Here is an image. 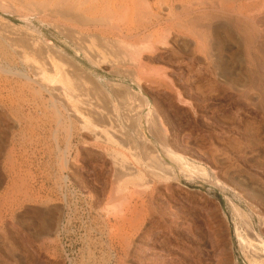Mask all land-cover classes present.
Listing matches in <instances>:
<instances>
[{
    "label": "rangeland",
    "instance_id": "obj_1",
    "mask_svg": "<svg viewBox=\"0 0 264 264\" xmlns=\"http://www.w3.org/2000/svg\"><path fill=\"white\" fill-rule=\"evenodd\" d=\"M104 1L0 0V264H261L264 0Z\"/></svg>",
    "mask_w": 264,
    "mask_h": 264
},
{
    "label": "bare ground",
    "instance_id": "obj_2",
    "mask_svg": "<svg viewBox=\"0 0 264 264\" xmlns=\"http://www.w3.org/2000/svg\"><path fill=\"white\" fill-rule=\"evenodd\" d=\"M108 1H110V0H107V2L106 1H104L103 3H108ZM123 1H126V0H123ZM119 2H121L120 0H119ZM102 3V4H103ZM110 3V2H109ZM117 3H118V1H117ZM102 4H99V6H102ZM123 4V3H122ZM104 5V4H103ZM106 5V4H105ZM108 5V4H107ZM106 5V6H107ZM119 5H120V3H119ZM124 5V4H123ZM98 6V7H99ZM109 6V5H108ZM110 6H112L111 5V3H110ZM118 6V5H117ZM116 6V7H117ZM125 6V5H124ZM260 6V5H259ZM263 6V5H262ZM103 7V6H102ZM116 7H113V8H110V9H113V11H114V8H116ZM261 8V7H260ZM100 9L103 11V9H105L104 7L103 8H101L100 7ZM99 9V10H100ZM109 9V8H108ZM120 10H122V9H124L122 6L119 8ZM118 9V10H119ZM132 9V8H131ZM116 10V9H115ZM105 11H107V10H105ZM105 11H103L104 13H107V12H105ZM112 11V10H111ZM117 11V10H116ZM115 11V12H116ZM125 11H127L128 12V10H125ZM132 11V10H131ZM119 12H121V11H119ZM124 12V11H123ZM108 13H109V11H108ZM114 13V12H113ZM113 13L111 12V14H112V17H113ZM117 13V15H118V11L116 12ZM115 13V14H116ZM129 13V12H128ZM255 13V12H254ZM116 15V16H117ZM123 15V17H124V14H122ZM121 15V16H122ZM127 15V14H126ZM126 15H125V17H126ZM246 15H247V13H246ZM249 15V14H248ZM104 16V15H103ZM120 15H118L117 17H119ZM110 17H111V15H110ZM115 17V16H114ZM114 17L112 18V19H114ZM117 17H115V18H117ZM124 17V18H125ZM109 18V17H108ZM107 18V19H108ZM248 18V17H247ZM109 19H111V18H109ZM109 19H108V21H109ZM115 20V19H114ZM252 20V19H251ZM108 21H106V22H108ZM253 21V20H252ZM110 23H111V21H109ZM113 22V21H112ZM122 23H123V21H121ZM124 22H125V20H124ZM104 23V22H103ZM121 23V25H123ZM116 25H119V24H117V21H116V23H115ZM114 24V25H115ZM125 24V23H124ZM255 24V23H254ZM104 25V24H103ZM103 25H101V26H103ZM60 26V25H59ZM62 26H65V25H62ZM100 27V26H99ZM60 28V27H59ZM64 28V27H63ZM92 28V27H91ZM96 28V27H95ZM121 28H124V27H121ZM120 27H118V26H110V29H109V27H108V29H109V33H108V35H110V37L112 36V38L113 37H116V42L118 41V40H123V39H126L125 38V36H124V30H122ZM61 29V28H60ZM67 29V28H66ZM65 29V30H66ZM93 29H94V27H93ZM107 29V30H108ZM126 29V28H125ZM62 30V29H61ZM74 30V29H73ZM88 30H89V28H88ZM100 30V29H99ZM98 30V31H99ZM75 31V30H74ZM82 31H84V30H82ZM97 31V30H96ZM101 31V30H100ZM131 31V30H130ZM129 31V32H130ZM92 32H93V30H92ZM102 32V31H101ZM125 32H127V31H125ZM129 32H128V34L127 35H130L129 34ZM77 33V32H76ZM79 34H80V36H81V33H80V31L78 32ZM77 33V34H78ZM88 33V32H87ZM131 33V32H130ZM78 34V35H79ZM85 34V33H84ZM83 34V35H84ZM98 34H100V33H98ZM104 34V33H103ZM136 34H137V32H136ZM86 35H88V34H86ZM105 35H106V33H105ZM125 35H126V33H125ZM79 36V38H81V40H82V38H86V36L85 37H80ZM101 36V35H100ZM74 37V36H73ZM130 37V36H129ZM129 37H127V38H129ZM136 38L138 37V35L137 36H135ZM140 37V36H139ZM78 38V39H79ZM102 38V37H101ZM100 38V39H101ZM134 38V37H133ZM133 38H131L132 40H133ZM135 38V39H136ZM75 39V38H74ZM78 39H77V41H78ZM88 39V38H87ZM106 39V38H105ZM108 39V38H107ZM134 39V41L133 42H135V44L134 45H136L137 43H136V40ZM85 41H87L86 39L84 40H82L81 41V44L84 46V43H86ZM101 41V40H100ZM110 41H112V40H110ZM110 41H108V42H110ZM139 42H140V40H138ZM137 41V42H138ZM101 42H103V41H101ZM105 42V41H104ZM121 42V41H120ZM125 42H127V40L125 41ZM124 42V43H125ZM129 42V41H128ZM130 42H131V40H130ZM132 42V43H133ZM27 43V42H26ZM113 43V42H112ZM132 43H130V44H132ZM88 44V43H87ZM126 44V43H125ZM128 44V43H127ZM140 44V43H139ZM141 44H144V43H141ZM32 44H30V46H31ZM43 45V44H42ZM78 45V44H77ZM77 45H74V46H77ZM101 45H102V43H101ZM104 45V44H103ZM107 45H108V43H107ZM110 45V44H109ZM124 45V44H123ZM138 45V44H137ZM29 46V47H30ZM82 46V47H83ZM113 45L111 44V47H112ZM115 46H118V45H115ZM126 46V45H125ZM131 46V45H130ZM145 46V45H144ZM48 47V46H47ZM50 47H52V46H50ZM107 48H108V46H106ZM152 47V46H151ZM28 48V47H27ZM32 48V47H31ZM46 48V47H45ZM76 48V47H75ZM85 48V47H84ZM138 48V47H137ZM14 49V48H13ZM21 49V48H20ZM35 49V48H34ZM42 49V48H41ZM124 49V48H123ZM131 49V48H130ZM134 49V48H133ZM136 49V48H135ZM139 49V48H138ZM151 49V48H150ZM16 50V49H15ZM36 50V49H35ZM76 50V49H75ZM115 50V49H114ZM125 50V49H124ZM143 50V49H142ZM152 50V49H151ZM17 51V50H16ZM22 51V50H21ZM32 51H34V50H32ZM37 51V50H36ZM35 51V52H36ZM41 50H39V51H37V52H40ZM49 51H51V50H49ZM94 51V50H93ZM136 51V50H135ZM140 51H141V49H140ZM23 52H25L24 50H23ZM61 51H59L58 50V57L60 56V57H62L63 56V54L62 53H60ZM63 52H65V51H63ZM122 52V51H121ZM136 52H138V51H136ZM143 52V51H142ZM53 53V52H52ZM51 53V54H52ZM75 53H77V52H75ZM87 53H88V51H87ZM126 53V52H125ZM150 53V52H149ZM18 54V53H17ZM19 54H20V52H19ZM19 54H18V56H19ZM35 54V53H34ZM33 54V55H34ZM56 54V53H55ZM66 54V53H65ZM64 54V55H65ZM141 54V53H140ZM25 55V54H24ZM32 55V54H31ZM38 55V54H37ZM94 55V54H93ZM125 55V54H124ZM129 55V54H128ZM131 55H133V53L131 54ZM142 55V54H141ZM28 56V55H27ZM35 56V55H34ZM44 56V55H43ZM67 56V55H66ZM89 56V55H88ZM91 56V55H90ZM96 56V55H95ZM134 56V55H133ZM31 57V56H30ZM36 57V56H35ZM34 57V59H37V57L35 58ZM41 57H42V55H41ZM59 57V58H60ZM68 57V56H67ZM139 58H140V55L138 56ZM25 58V60H28L27 59V57H24ZM29 58V57H28ZM63 58V57H62ZM61 58V59H62ZM94 58V57H93ZM130 58V57H129ZM20 59H22L21 57H20ZM31 59H33V57L31 58ZM48 59L50 60V64H51V68L49 69V70H47L46 68H42V66H41V68L42 69H40L39 70V72H38V76L40 77V80L41 81H45L47 84H59L62 88H63V92H64V97L65 98H68V100L72 97L73 98V96H71L72 95V92H74V90L75 89H77V88H75V89H73L74 87H73V85L74 84H76V83H74L73 84V81H72V79H71V76L70 75H68L65 71H64V68H63V65L60 63V62H58L53 56H50V55H48ZM92 59V58H91ZM107 59V58H106ZM118 59V58H117ZM131 59V58H130ZM40 60V59H39ZM42 60V59H41ZM40 60V61H41ZM93 60V59H92ZM45 61H47V60H45ZM45 61H43V63L45 64ZM107 61V60H106ZM3 62V61H2ZM21 62V61H20ZM75 62V61H74ZM93 62V61H92ZM95 62V61H94ZM105 62V61H104ZM142 62V61H141ZM29 63V62H28ZM42 63V62H41ZM40 63V64H41ZM98 63V62H97ZM116 63V62H115ZM121 63V62H120ZM29 64H31V63H29ZM78 64V63H77ZM138 64H139V60H138ZM143 64V63H142ZM141 63H140V65H142ZM69 65V64H68ZM115 65V64H114ZM134 65H135V63H134ZM29 67H32V64H31V66L29 65ZM34 67V66H33ZM71 67V66H70ZM142 67V66H141ZM49 68V67H48ZM69 68V67H68ZM82 68V67H81ZM67 69V68H66ZM72 68H70V70H71ZM73 69H75V70H80V68L78 69V67H76V65L74 66V68ZM31 70V69H30ZM38 71V70H37ZM81 72H83V71H81ZM133 72V71H132ZM140 72V71H139ZM30 73V72H29ZM32 73V72H31ZM79 73V72H78ZM87 73V72H86ZM86 73H84V74H86ZM89 74V73H88ZM138 75V74H137ZM28 76V75H27ZM130 76H132V75H130ZM136 77V76H135ZM27 78H29V77H27ZM80 79V78H79ZM78 79V81H80ZM94 79V78H93ZM25 80H26V78H25ZM30 80V79H29ZM32 80V79H31ZM38 80V79H37ZM96 80V79H95ZM97 81V80H96ZM96 81H95V83H96ZM30 82V81H29ZM77 82V81H76ZM83 82V81H82ZM140 82V81H139ZM33 83V82H32ZM39 83V82H38ZM83 83H85V82H83ZM83 83L81 84L82 85V87H84L83 86ZM91 83V82H90ZM42 84V83H41ZM73 84V85H72ZM91 84H93V83H91ZM98 84V83H97ZM96 84V86H100V85H97ZM43 85H45V83L43 84ZM80 85V84H79ZM94 85V84H93ZM45 86H47V85H45ZM58 86V85H57ZM51 87V86H50ZM53 88V87H52ZM55 88V87H54ZM60 88V87H59ZM91 88V87H90ZM51 89V88H50ZM84 89V88H83ZM89 89V88H88ZM48 90V89H47ZM61 90V89H60ZM114 90V89H113ZM38 91V90H37ZM51 91H53V89L51 90ZM56 91H58V89L56 90ZM76 91V90H75ZM80 91V90H79ZM82 91H84V90H82ZM81 91V92H82ZM91 92V91H90ZM39 93V92H38ZM58 93V92H57ZM82 93H84V92H82ZM127 93V92H126ZM36 94V93H35ZM51 94H53V92H51ZM106 94V93H105ZM117 94V93H116ZM127 95V94H126ZM58 96V95H57ZM81 96V95H80ZM125 96V95H124ZM123 96V97H124ZM51 97V96H50ZM53 97V96H52ZM59 97V96H58ZM76 97V96H75ZM115 97H117V96H115ZM126 97V96H125ZM128 97V96H127ZM112 98V97H111ZM57 99V98H56ZM55 99V100H56ZM62 99H63V97H62ZM74 99V98H73ZM127 98H125V100H126ZM128 99H129V97H128ZM67 100V101H68ZM57 101V100H56ZM64 101V100H63ZM71 101H72V99H71ZM76 101V100H75ZM82 101V100H81ZM85 101V100H84ZM87 102V101H86ZM55 103V102H54ZM65 103V102H64ZM83 103V102H82ZM89 103V102H88ZM76 104V103H75ZM100 104V103H99ZM48 105V104H47ZM54 105V104H53ZM67 105V104H66ZM86 105V104H85ZM90 105V104H89ZM92 105V104H91ZM94 105V104H93ZM60 106V105H59ZM127 106V105H126ZM88 107V106H87ZM96 107H97V105H96ZM125 107V106H124ZM53 108V107H52ZM57 108V107H56ZM72 108H73V110H74V112L75 113H77L78 115H80L81 117H82V119H81V123H82V127L84 128V129H89V128H95V127H98V126H101L102 127V129H101V131L104 133V135H105V140L107 141V142H110V143H112V142H114L115 140H114V138L111 136V135H109V133L108 132H110V131H107L106 130V128H105V126L104 125H102V123H101V121H97L96 119V121L95 120H92V119H90L89 117H87V116H85L84 114H83V112L81 111V112H79V109L77 110V108H76V105L74 106L73 105V102H72ZM85 108V107H84ZM93 108V107H92ZM115 108V107H114ZM95 109V108H94ZM99 109V108H98ZM101 109V108H100ZM62 110V109H61ZM92 110V109H91ZM125 110H127V109H125ZM94 111V110H93ZM95 111H97V110H95ZM102 111V110H101ZM105 111V110H104ZM66 112H67V110H66ZM53 113V112H52ZM55 113V112H54ZM100 114V113H99ZM103 114V113H102ZM104 114H107V113H105L104 112ZM91 116V115H90ZM101 116V115H100ZM99 116V117H100ZM118 116V115H117ZM122 116V115H121ZM147 117V116H146ZM57 118H59V117H57ZM76 118H77V116H76ZM101 118V117H100ZM103 118V117H102ZM79 119V118H78ZM108 119V118H107ZM103 121V120H102ZM135 121V120H134ZM104 122H106V121H104ZM133 122V121H132ZM141 122V121H140ZM65 123V122H64ZM71 123V122H70ZM112 123V122H111ZM61 124V123H60ZM69 124V123H68ZM68 124H67V126H68ZM105 124V123H104ZM117 124V123H116ZM66 125V124H65ZM81 125V124H80ZM135 125V124H134ZM138 125V124H137ZM113 126V125H112ZM107 127V126H106ZM134 127V126H133ZM111 128V127H110ZM136 128V127H135ZM139 128V127H138ZM63 129V128H62ZM66 129V128H65ZM70 129H71V126H70ZM113 129V128H112ZM134 129V128H133ZM109 130V129H108ZM122 130V129H121ZM70 131V130H69ZM123 137V136H122ZM140 137V136H139ZM94 138V137H93ZM118 138V137H117ZM104 139V138H103ZM124 140H125V138H124ZM95 142V141H94ZM98 142V141H97ZM120 142V141H119ZM106 143V142H105ZM95 144V143H94ZM98 144V143H97ZM96 144V145H97ZM120 145V144H119ZM128 145V144H127ZM95 146V145H94ZM102 146V145H101ZM105 147H106V144L104 145ZM124 146V145H123ZM122 145H121V147H123ZM109 146H107V150L108 149H110V148H108ZM96 148V147H95ZM98 148V147H97ZM101 149H103V148H101ZM111 149H113V148H111ZM114 150V149H113ZM116 150V149H115ZM103 151V150H102ZM109 151V150H108ZM116 151H118V149L116 150ZM121 151V150H120ZM110 153V152H109ZM123 153V152H122ZM122 153H120L119 151L118 152H116V155H124V153L122 154ZM105 154V153H104ZM107 155V154H106ZM175 156H177V155H175ZM124 157H126V156H124ZM180 157V156H179ZM109 158V157H108ZM118 159V158H117ZM174 159V158H173ZM173 159H170V160H173ZM179 159V158H178ZM176 160V159H175ZM174 160V161H175ZM177 161V160H176ZM184 163H185V161H184ZM116 164V163H115ZM183 164V163H182ZM185 164H189V163H185ZM119 165H121L120 163H119ZM191 165V164H190ZM193 166V165H192ZM87 167V166H86ZM118 167V166H117ZM123 167V166H122ZM187 168V167H186ZM192 169H194L193 167H191ZM120 170V169H119ZM136 170V169H135ZM138 170V169H137ZM124 171V170H123ZM119 172V171H118ZM121 172V171H120ZM188 172V171H187ZM129 174H130V172H128ZM127 173V174H128ZM141 173V172H140ZM140 173H138V174H140ZM133 174V173H132ZM137 174V175H138ZM198 174H199V172H198ZM136 175V174H135ZM123 176V175H122ZM132 176V175H131ZM161 176V175H160ZM191 177H192V175H191ZM196 177V176H195ZM168 178V177H167ZM128 179V178H127ZM141 179V178H140ZM168 180V179H167ZM171 180H173V179H171ZM133 184H134V182H133ZM168 188V187H167ZM135 192V191H134ZM137 192V191H136ZM111 195V194H110ZM123 195V194H122ZM109 196V195H108ZM138 198V197H137ZM111 201V200H110ZM122 201V200H121ZM109 202V201H108ZM116 202V201H115ZM113 203V202H112ZM117 203V202H116ZM141 206V205H140ZM114 214H115V212H113ZM121 213V212H120ZM111 215V214H110ZM114 216V215H113ZM176 216V215H175ZM173 223V222H172ZM175 223V222H174ZM182 227V226H181ZM173 230V229H172ZM173 239V238H172ZM245 242V241H244ZM247 243V242H246ZM248 244V243H247ZM250 262V264H258L257 262H255V261H253V260H250L249 261ZM261 264H264V262H261Z\"/></svg>",
    "mask_w": 264,
    "mask_h": 264
}]
</instances>
